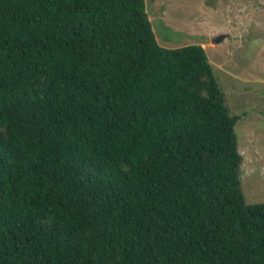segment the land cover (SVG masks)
Returning <instances> with one entry per match:
<instances>
[{
	"label": "trees",
	"instance_id": "obj_1",
	"mask_svg": "<svg viewBox=\"0 0 264 264\" xmlns=\"http://www.w3.org/2000/svg\"><path fill=\"white\" fill-rule=\"evenodd\" d=\"M239 118L144 0H0V264H264Z\"/></svg>",
	"mask_w": 264,
	"mask_h": 264
},
{
	"label": "rangeland",
	"instance_id": "obj_2",
	"mask_svg": "<svg viewBox=\"0 0 264 264\" xmlns=\"http://www.w3.org/2000/svg\"><path fill=\"white\" fill-rule=\"evenodd\" d=\"M163 48L201 45L226 94L248 204L264 203V0H144Z\"/></svg>",
	"mask_w": 264,
	"mask_h": 264
}]
</instances>
